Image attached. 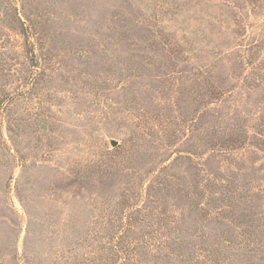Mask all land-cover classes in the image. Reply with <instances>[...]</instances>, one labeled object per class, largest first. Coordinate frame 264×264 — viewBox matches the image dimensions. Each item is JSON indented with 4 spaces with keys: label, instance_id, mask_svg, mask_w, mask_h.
<instances>
[{
    "label": "rangeland",
    "instance_id": "1",
    "mask_svg": "<svg viewBox=\"0 0 264 264\" xmlns=\"http://www.w3.org/2000/svg\"><path fill=\"white\" fill-rule=\"evenodd\" d=\"M0 264H264V0H0Z\"/></svg>",
    "mask_w": 264,
    "mask_h": 264
},
{
    "label": "water",
    "instance_id": "2",
    "mask_svg": "<svg viewBox=\"0 0 264 264\" xmlns=\"http://www.w3.org/2000/svg\"><path fill=\"white\" fill-rule=\"evenodd\" d=\"M110 145L113 147L117 144V141L115 139H110Z\"/></svg>",
    "mask_w": 264,
    "mask_h": 264
}]
</instances>
